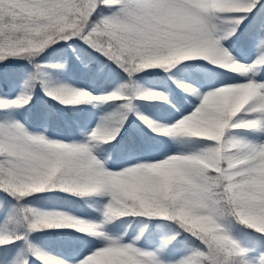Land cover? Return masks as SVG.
I'll list each match as a JSON object with an SVG mask.
<instances>
[{"label":"snow or ice","instance_id":"1","mask_svg":"<svg viewBox=\"0 0 264 264\" xmlns=\"http://www.w3.org/2000/svg\"><path fill=\"white\" fill-rule=\"evenodd\" d=\"M0 264H264V0H0Z\"/></svg>","mask_w":264,"mask_h":264},{"label":"trees","instance_id":"2","mask_svg":"<svg viewBox=\"0 0 264 264\" xmlns=\"http://www.w3.org/2000/svg\"><path fill=\"white\" fill-rule=\"evenodd\" d=\"M71 74V67L69 68V75ZM41 95H43L42 93H41Z\"/></svg>","mask_w":264,"mask_h":264}]
</instances>
